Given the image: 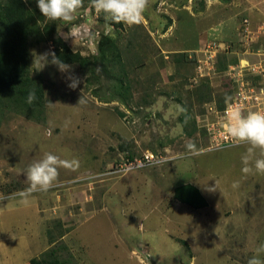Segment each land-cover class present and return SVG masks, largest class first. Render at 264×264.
<instances>
[{"label": "rangeland", "instance_id": "obj_1", "mask_svg": "<svg viewBox=\"0 0 264 264\" xmlns=\"http://www.w3.org/2000/svg\"><path fill=\"white\" fill-rule=\"evenodd\" d=\"M23 1L40 28L29 49V76L41 81L44 106L31 116L11 100L0 106V224L12 217L7 233L37 244L45 238L44 252L63 264H247L264 243V175L241 172L247 145L206 151L205 112L211 103L223 108L231 87L222 76L199 86L191 79L194 52L213 38L236 50L243 19L258 35L264 0H149L139 24H112V32L90 0L71 23L47 20L36 0ZM73 25L78 32L71 33ZM103 36L121 57L107 73L94 61ZM62 44L87 61L69 64L81 81L74 90L51 57L45 65L38 58ZM253 46H264L263 34ZM230 57L217 61V72L236 63ZM147 151L176 159L97 176ZM47 152L77 158L80 167L60 169L49 191L21 202L15 194L28 187L25 170ZM183 184L197 187L208 206L195 211L174 201L173 190Z\"/></svg>", "mask_w": 264, "mask_h": 264}, {"label": "clouds", "instance_id": "obj_2", "mask_svg": "<svg viewBox=\"0 0 264 264\" xmlns=\"http://www.w3.org/2000/svg\"><path fill=\"white\" fill-rule=\"evenodd\" d=\"M27 3L28 0H25ZM91 7L97 13H104L105 28L112 32V24H139L144 19V13L149 6V0H90ZM37 8L43 17L50 21H63L71 23L83 5L84 0H36ZM79 31V27L73 25L71 33ZM65 39L72 37L70 32H59ZM91 36V34H89ZM54 64L58 71L66 75L67 87L76 89L81 83L80 78L71 74L72 66L57 57L55 52L49 50L38 56L39 61L45 65L49 62ZM35 90H30L27 102L32 104L36 100ZM231 97H226L227 105L224 120L230 138L237 145H247L246 151L241 155V172L245 175H264V111H249L246 114L239 105L230 103ZM81 97L78 104H83ZM49 107L54 106L49 102ZM47 134H52L49 129ZM80 162L77 158L64 159L60 156L47 152L43 158L34 161L25 170V178L28 187L20 190L17 195L21 202H27L28 198L37 192L49 191L57 182L60 169L77 170ZM240 182L234 181L233 188H238ZM207 191H216L215 187H207ZM247 264H264V243L256 248V253L251 256Z\"/></svg>", "mask_w": 264, "mask_h": 264}, {"label": "trees", "instance_id": "obj_3", "mask_svg": "<svg viewBox=\"0 0 264 264\" xmlns=\"http://www.w3.org/2000/svg\"><path fill=\"white\" fill-rule=\"evenodd\" d=\"M115 25L121 27V24ZM39 31L38 21L23 0H0V106H5V101L11 100L16 106L24 108L27 116L41 114L44 106L42 83L29 76V49L32 39L39 35ZM61 46L55 51L57 57L67 64L86 66L87 61L81 54L71 51L65 44ZM223 57L228 58L219 56L218 61ZM120 60L115 41L109 36L101 37L98 56L94 58L99 63L100 70L107 73L110 67L120 64ZM206 84L209 85L207 82ZM30 90H35L37 97L32 104L27 102ZM173 200L193 210L208 206L204 196L192 184L176 187L173 190ZM29 264L63 263L52 251H48L32 258Z\"/></svg>", "mask_w": 264, "mask_h": 264}, {"label": "built area", "instance_id": "obj_4", "mask_svg": "<svg viewBox=\"0 0 264 264\" xmlns=\"http://www.w3.org/2000/svg\"><path fill=\"white\" fill-rule=\"evenodd\" d=\"M257 31L258 35H255L250 22L243 19L237 29L240 40L236 50L233 43L213 38L201 49L195 51L193 55L196 64L195 76L191 79V85L198 86L203 79L210 82L216 76H222L231 87L230 103L239 105L245 114L249 111H264V46H253L260 35L264 36V23L258 27ZM228 55L235 56L236 63L229 65L222 72H217L218 57ZM226 107V103L223 108H218L215 103L207 107L203 126L208 138L206 151L245 145H237L230 138L223 118ZM174 159L176 157L171 155H156L147 151L138 158H121L97 176L121 175L160 166Z\"/></svg>", "mask_w": 264, "mask_h": 264}, {"label": "crops", "instance_id": "obj_5", "mask_svg": "<svg viewBox=\"0 0 264 264\" xmlns=\"http://www.w3.org/2000/svg\"><path fill=\"white\" fill-rule=\"evenodd\" d=\"M230 56L228 55L227 57L233 59ZM11 219L12 217L8 215L3 218V223L0 224V264H29L32 258L38 257L47 250V240L44 238L42 243L40 237V244H37L34 241L30 243L24 238L23 234H15L14 237L10 236L7 230H11ZM5 234H8L7 236L9 237L6 238Z\"/></svg>", "mask_w": 264, "mask_h": 264}]
</instances>
